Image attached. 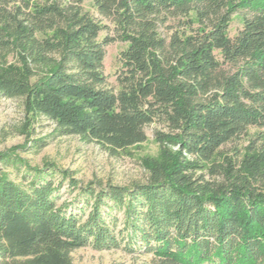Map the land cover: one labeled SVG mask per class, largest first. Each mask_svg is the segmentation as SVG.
<instances>
[{
	"label": "trees",
	"instance_id": "trees-1",
	"mask_svg": "<svg viewBox=\"0 0 264 264\" xmlns=\"http://www.w3.org/2000/svg\"><path fill=\"white\" fill-rule=\"evenodd\" d=\"M83 2L0 0V53L17 58L0 63V102L20 99L28 125L46 118L58 137L113 153L158 122L161 159L145 183L97 188L32 167L16 151L26 146L1 153L21 180L0 173V264H73L77 249L125 241L157 264H264V149H226L251 128L264 137V0H92L97 15ZM116 40L128 46L112 88ZM65 181L79 212L59 204Z\"/></svg>",
	"mask_w": 264,
	"mask_h": 264
},
{
	"label": "rangeland",
	"instance_id": "rangeland-1",
	"mask_svg": "<svg viewBox=\"0 0 264 264\" xmlns=\"http://www.w3.org/2000/svg\"><path fill=\"white\" fill-rule=\"evenodd\" d=\"M63 2L75 0H61ZM82 6L93 15L97 11L92 0H84ZM174 24V23H173ZM242 26V18L235 15L230 23L229 35L233 36ZM106 30L105 35L114 36V31ZM163 32L164 29H162ZM127 44L116 40L105 47L104 73L109 87L117 88L116 75L121 69L120 53L127 48ZM16 63L17 58L12 54L6 56L0 53V63ZM162 124L155 122L145 127L147 139L145 142L130 147L124 151L111 152L97 142H86L78 136L58 137L54 134L55 124L46 119L32 120L27 124L22 100L3 99L0 102V154L18 148L19 156L25 159L32 167H43L46 163L55 164L63 170H68L83 186L92 183L94 187L118 186L131 188L135 184L145 183L148 178V165L154 160L161 159V150L155 140V132L162 130ZM263 134L251 128L248 134L240 140L226 147L231 150L234 146L247 153L252 146L264 149ZM43 140V144L35 149V141ZM8 173L9 178L20 182L21 178L12 167H4L0 163V173ZM207 173V169L205 170ZM207 178H210L207 175ZM60 179L58 176L56 182ZM78 190H73L68 181L60 191V203H70V209L79 212L84 203L78 196ZM75 208H73V207ZM86 218V216H85ZM123 216H120L122 219ZM126 241L120 248L95 250L92 247H83L72 252L73 264H157L153 256L137 249L133 252L125 248Z\"/></svg>",
	"mask_w": 264,
	"mask_h": 264
}]
</instances>
